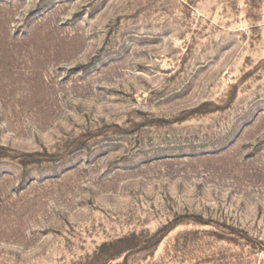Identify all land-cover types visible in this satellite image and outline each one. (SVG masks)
I'll list each match as a JSON object with an SVG mask.
<instances>
[{
	"label": "rangeland",
	"instance_id": "rangeland-1",
	"mask_svg": "<svg viewBox=\"0 0 264 264\" xmlns=\"http://www.w3.org/2000/svg\"><path fill=\"white\" fill-rule=\"evenodd\" d=\"M0 264H264V0H0Z\"/></svg>",
	"mask_w": 264,
	"mask_h": 264
}]
</instances>
